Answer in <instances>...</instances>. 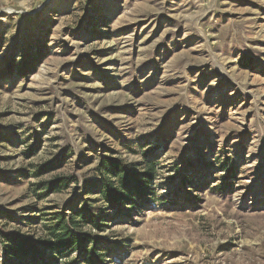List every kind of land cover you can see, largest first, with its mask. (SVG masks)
<instances>
[{"label":"rangeland","instance_id":"obj_1","mask_svg":"<svg viewBox=\"0 0 264 264\" xmlns=\"http://www.w3.org/2000/svg\"><path fill=\"white\" fill-rule=\"evenodd\" d=\"M107 155L165 201L107 264H264V0H0V236L98 199Z\"/></svg>","mask_w":264,"mask_h":264},{"label":"trees","instance_id":"obj_2","mask_svg":"<svg viewBox=\"0 0 264 264\" xmlns=\"http://www.w3.org/2000/svg\"><path fill=\"white\" fill-rule=\"evenodd\" d=\"M27 66L24 64L22 70ZM96 171L98 183L88 186L95 189L98 199H69L60 210L47 215L38 234L3 232L1 264H107L112 246L102 234L110 222L131 217L145 208L155 209L158 202H165L157 197L154 188L157 169L153 162L130 163L107 155L99 158ZM72 180L71 175H54L38 197L61 190ZM186 196V200H191L190 195Z\"/></svg>","mask_w":264,"mask_h":264}]
</instances>
